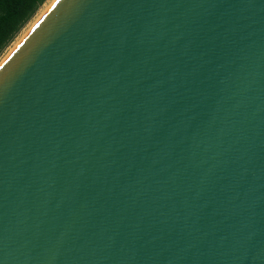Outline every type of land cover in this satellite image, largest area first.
I'll use <instances>...</instances> for the list:
<instances>
[{"label":"water","instance_id":"1","mask_svg":"<svg viewBox=\"0 0 264 264\" xmlns=\"http://www.w3.org/2000/svg\"><path fill=\"white\" fill-rule=\"evenodd\" d=\"M0 264H264V0H53L0 61Z\"/></svg>","mask_w":264,"mask_h":264},{"label":"trees","instance_id":"2","mask_svg":"<svg viewBox=\"0 0 264 264\" xmlns=\"http://www.w3.org/2000/svg\"><path fill=\"white\" fill-rule=\"evenodd\" d=\"M45 0H0V54Z\"/></svg>","mask_w":264,"mask_h":264},{"label":"rangeland","instance_id":"3","mask_svg":"<svg viewBox=\"0 0 264 264\" xmlns=\"http://www.w3.org/2000/svg\"><path fill=\"white\" fill-rule=\"evenodd\" d=\"M53 0H45L44 3L40 6V8L37 10L35 15L25 24V26L20 30V32L16 35V37L8 44L5 49L0 54V61L3 59V57L8 53V51L17 43V41L22 37V35L28 30V28L32 25V23L36 20V18L48 7V5Z\"/></svg>","mask_w":264,"mask_h":264}]
</instances>
